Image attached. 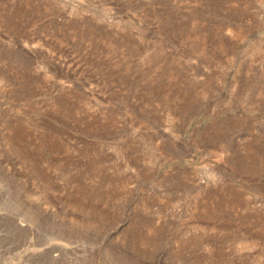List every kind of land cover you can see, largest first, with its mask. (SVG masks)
<instances>
[{
	"label": "rangeland",
	"instance_id": "obj_1",
	"mask_svg": "<svg viewBox=\"0 0 264 264\" xmlns=\"http://www.w3.org/2000/svg\"><path fill=\"white\" fill-rule=\"evenodd\" d=\"M0 264H264V0H0Z\"/></svg>",
	"mask_w": 264,
	"mask_h": 264
}]
</instances>
